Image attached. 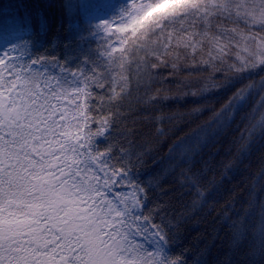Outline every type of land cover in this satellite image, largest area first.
<instances>
[{
	"label": "trees",
	"instance_id": "16d2710c",
	"mask_svg": "<svg viewBox=\"0 0 264 264\" xmlns=\"http://www.w3.org/2000/svg\"><path fill=\"white\" fill-rule=\"evenodd\" d=\"M108 1L0 0V44L26 59L55 56L64 71H49L65 86L79 83L76 70L119 77L124 95L109 106L112 126L97 138L110 151L92 170L123 171L109 199L135 200L136 220L151 217L145 227L163 230L167 250L184 264H264V231H255L264 200V173L257 176L264 170V129L249 138L244 115L264 96V19H257L264 0H178L185 7L156 19L123 68L100 62L103 35L87 20ZM233 97L239 102L226 108ZM195 107L203 111L193 113ZM179 113L185 115L178 126L157 121ZM158 126L172 128L163 144ZM253 180L256 206L245 215ZM241 216L247 233L236 240L232 222Z\"/></svg>",
	"mask_w": 264,
	"mask_h": 264
},
{
	"label": "snow or ice",
	"instance_id": "6c2138e0",
	"mask_svg": "<svg viewBox=\"0 0 264 264\" xmlns=\"http://www.w3.org/2000/svg\"><path fill=\"white\" fill-rule=\"evenodd\" d=\"M183 7L130 0L119 16L98 25L103 32L96 47L100 62L123 68L149 26ZM257 19H264V10ZM50 68L64 71L55 56L26 59L23 53L0 52V264H184L182 255L166 249L169 241L158 225L145 227L151 217H144L143 224L136 220L135 200L109 199L113 193L108 189L118 191L113 180L123 178V171L111 165L92 170L106 163L102 158L110 151L101 150L97 138L112 126L109 106L124 95L119 77L107 81L105 74L76 70L79 83L69 87ZM96 89L108 91L94 96ZM238 102L233 97L225 107ZM262 104L264 96L244 111L249 138L264 129ZM184 115H161L157 121L178 126ZM156 131L163 144L172 128L166 132L158 126ZM187 150L181 145L178 158ZM167 151L177 155L173 145ZM257 186L253 180L245 215L256 206ZM259 211L257 233L264 231V200ZM232 224L235 239L244 238L245 217Z\"/></svg>",
	"mask_w": 264,
	"mask_h": 264
},
{
	"label": "rangeland",
	"instance_id": "374dc122",
	"mask_svg": "<svg viewBox=\"0 0 264 264\" xmlns=\"http://www.w3.org/2000/svg\"><path fill=\"white\" fill-rule=\"evenodd\" d=\"M121 4L128 7L130 0H120ZM123 8L119 5H115L113 0H109L104 7L97 8L94 7L91 12L87 14V20H90L94 24V28L96 30V35H103L102 30L98 27L100 21L102 20H110L116 16H119L122 12ZM10 51L11 48L6 47L3 44H0V52Z\"/></svg>",
	"mask_w": 264,
	"mask_h": 264
},
{
	"label": "clouds",
	"instance_id": "9594fccd",
	"mask_svg": "<svg viewBox=\"0 0 264 264\" xmlns=\"http://www.w3.org/2000/svg\"><path fill=\"white\" fill-rule=\"evenodd\" d=\"M154 3H160V4H174L177 3L178 0H153Z\"/></svg>",
	"mask_w": 264,
	"mask_h": 264
}]
</instances>
